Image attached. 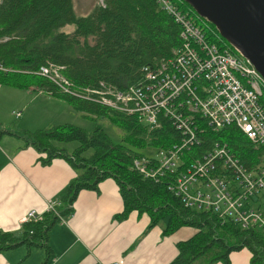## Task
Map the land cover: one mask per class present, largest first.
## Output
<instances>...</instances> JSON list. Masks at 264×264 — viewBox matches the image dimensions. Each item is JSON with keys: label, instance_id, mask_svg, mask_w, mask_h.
Wrapping results in <instances>:
<instances>
[{"label": "trees", "instance_id": "obj_1", "mask_svg": "<svg viewBox=\"0 0 264 264\" xmlns=\"http://www.w3.org/2000/svg\"><path fill=\"white\" fill-rule=\"evenodd\" d=\"M172 1L192 15L209 38L222 46L229 44L188 3ZM68 23L74 24L73 31L60 30ZM180 43V26L155 0H103L84 15L75 13L73 0H0V61L10 68L0 71V84L43 87L76 110L107 117L122 132L120 141H114L101 124L87 129L60 123L26 132V141L44 152L42 162L63 157L77 174L66 186V206L59 207L58 213L47 211L41 219L24 222L20 233L0 229V251L25 244L29 252L38 246L45 252L40 264H45L52 253L47 234L51 226L72 210L81 189H98L102 179L111 177L123 202L122 210L116 214L119 219L137 210L148 214V228L161 224L163 235L184 225L196 228L192 235L176 242L177 254L167 264H193L197 260L202 264H230V252L241 247L249 249L250 264H264V232L260 229L242 228L214 211L185 206L169 187L173 182L170 175L145 177L132 166L134 158L154 154L158 148L177 141L169 120L163 119L159 127L150 129L135 116L61 93L35 72L50 61L63 65V73L77 85L97 86L104 81L124 88L142 79L144 65L155 66L171 56ZM259 101L264 107V90ZM3 131L7 130L0 127V133ZM72 140L77 145L70 150L54 142ZM216 140L226 141L247 166L259 162L261 150L239 128L230 125L217 131L204 130L202 140L183 151L180 168ZM89 148L92 151L85 154Z\"/></svg>", "mask_w": 264, "mask_h": 264}, {"label": "built area", "instance_id": "obj_2", "mask_svg": "<svg viewBox=\"0 0 264 264\" xmlns=\"http://www.w3.org/2000/svg\"><path fill=\"white\" fill-rule=\"evenodd\" d=\"M155 1L180 26L181 43L155 66L144 65L137 84L118 88L100 81L97 86H80L63 73V65L50 61L35 72L61 93L135 116L150 129L169 120L177 141L134 158L132 166L145 177L170 175L169 187L185 206L211 210L242 228L264 232V107L259 101L264 77L230 44L222 46L209 38L206 29L174 1ZM9 69L0 61V71ZM230 125L261 150L259 162L247 166L226 141L216 140L180 168L183 151L198 144L204 130ZM58 210L59 201L51 200L44 211ZM44 211L28 210L22 224L41 219Z\"/></svg>", "mask_w": 264, "mask_h": 264}, {"label": "crops", "instance_id": "obj_3", "mask_svg": "<svg viewBox=\"0 0 264 264\" xmlns=\"http://www.w3.org/2000/svg\"><path fill=\"white\" fill-rule=\"evenodd\" d=\"M64 111L92 115L74 109L43 87L0 84V127L7 130L0 133V229L20 233L25 213L44 211L48 201L58 200L59 207L66 206L65 189L77 171L60 156L42 162L44 152L23 136L60 124L58 115ZM122 208V197L111 177L102 179L98 189H81L72 210L47 233L52 253L45 264H167L177 254L176 242L196 231L184 225L163 235L159 224L148 228L145 212L132 210L119 219L116 214ZM44 256L43 248L33 246L28 252L22 244L0 251V264H40ZM229 258L230 264H250V251L241 247L232 250Z\"/></svg>", "mask_w": 264, "mask_h": 264}, {"label": "water", "instance_id": "obj_4", "mask_svg": "<svg viewBox=\"0 0 264 264\" xmlns=\"http://www.w3.org/2000/svg\"><path fill=\"white\" fill-rule=\"evenodd\" d=\"M264 77V0H183Z\"/></svg>", "mask_w": 264, "mask_h": 264}, {"label": "rangeland", "instance_id": "obj_5", "mask_svg": "<svg viewBox=\"0 0 264 264\" xmlns=\"http://www.w3.org/2000/svg\"><path fill=\"white\" fill-rule=\"evenodd\" d=\"M96 2H100V0H73V5H74V10L77 15H84L89 13L92 10L93 5ZM74 24L68 23L60 27V30L71 32L74 30ZM61 116L59 118L60 120L58 121H63V122H72L76 125H79L81 127L87 128V129H92L96 124H101L104 130L109 134V136L114 140V141H120L121 140V129L112 123L111 121L108 120L107 117L104 116H92V115H85L82 112L79 115H75V112L73 114H69L68 111H64L63 114L58 115ZM64 117V118H62ZM61 122V123H63ZM58 145H64L68 149H72L75 145H77L76 140L72 141H67V142H59V141H54ZM92 151V148H89L85 154H89ZM161 226V224H159ZM189 228H194L193 226H188ZM197 262H200L197 260Z\"/></svg>", "mask_w": 264, "mask_h": 264}]
</instances>
